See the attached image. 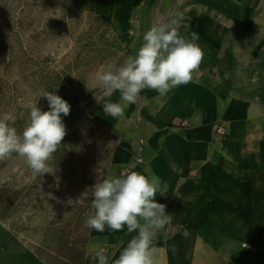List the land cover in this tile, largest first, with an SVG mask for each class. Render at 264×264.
Listing matches in <instances>:
<instances>
[{"label":"crops","instance_id":"0c3cea01","mask_svg":"<svg viewBox=\"0 0 264 264\" xmlns=\"http://www.w3.org/2000/svg\"><path fill=\"white\" fill-rule=\"evenodd\" d=\"M67 2L109 21L120 36V65L162 17L176 19L180 35L204 53L193 81L165 97L145 89L122 117L105 114L100 102L92 112L113 134L99 179L131 165L166 190L155 200L173 216L154 240L155 264H264V114L248 118L254 104L264 113V0ZM105 99L123 103L119 92ZM136 234L86 227L76 257L61 264H98L100 249L115 264ZM20 256L21 264H53L27 250ZM12 260L5 248L0 264Z\"/></svg>","mask_w":264,"mask_h":264},{"label":"rangeland","instance_id":"374dc122","mask_svg":"<svg viewBox=\"0 0 264 264\" xmlns=\"http://www.w3.org/2000/svg\"><path fill=\"white\" fill-rule=\"evenodd\" d=\"M110 66H120V36L106 18L67 0H0V115L12 113L22 134L30 104L50 110L42 92L71 106L52 173L34 175L15 153L0 161V256L12 248L13 264L25 250L61 264L84 245L91 188L112 148L113 134L92 113L97 76Z\"/></svg>","mask_w":264,"mask_h":264},{"label":"clouds","instance_id":"9594fccd","mask_svg":"<svg viewBox=\"0 0 264 264\" xmlns=\"http://www.w3.org/2000/svg\"><path fill=\"white\" fill-rule=\"evenodd\" d=\"M203 56L197 44L180 35L176 19L162 17L143 34V43L134 57L129 56L122 65L110 66L98 74L101 96L95 98L102 103L105 114L122 117L124 108L135 104L143 90H155L159 97H165L173 88L193 81ZM115 92L120 93L123 103L105 99ZM40 97L47 99L50 110L42 111L37 103L30 104L29 121L22 134L13 126L12 113L0 115V161L15 153L34 175L44 176L52 173L48 162L66 136L61 114L68 116L71 106L55 92H42ZM262 114L259 105L248 110L249 119ZM91 189L92 212L85 220L87 228L104 232L106 228L120 231L126 226L128 233H137L115 264H155L158 249L154 240L171 225L173 216L166 214V206L155 200L158 193L166 192L160 189L158 179L125 169L118 176L97 179ZM87 198L88 191L76 201ZM95 255L98 264H108L103 249Z\"/></svg>","mask_w":264,"mask_h":264},{"label":"built area","instance_id":"2783aa9c","mask_svg":"<svg viewBox=\"0 0 264 264\" xmlns=\"http://www.w3.org/2000/svg\"><path fill=\"white\" fill-rule=\"evenodd\" d=\"M224 131H225V128H224V126H222V125H219V126H217V127L215 128V132H216L217 134H223ZM133 161L136 162V163H141V162H142V158H141L138 154H136V155L133 157ZM125 169L132 170V166H131V165H125L124 167L120 168V169L118 170L117 176H118L122 171H124Z\"/></svg>","mask_w":264,"mask_h":264}]
</instances>
